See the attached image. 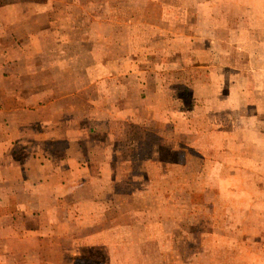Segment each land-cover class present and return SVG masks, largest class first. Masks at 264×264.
<instances>
[{"label":"crops","instance_id":"1","mask_svg":"<svg viewBox=\"0 0 264 264\" xmlns=\"http://www.w3.org/2000/svg\"><path fill=\"white\" fill-rule=\"evenodd\" d=\"M259 114L264 0H0V264H190L172 208L196 169L199 264H264L263 224L222 231L264 212Z\"/></svg>","mask_w":264,"mask_h":264},{"label":"rangeland","instance_id":"2","mask_svg":"<svg viewBox=\"0 0 264 264\" xmlns=\"http://www.w3.org/2000/svg\"><path fill=\"white\" fill-rule=\"evenodd\" d=\"M262 92V90H260ZM175 97H185L187 96L188 92H183V91H178L175 92ZM245 93V91H244ZM238 110V119L235 121V123H231V121H227L228 123V132L230 134H248L247 130V120H246V115L242 114L243 110L238 107L236 108ZM262 109L260 108V111ZM179 121L178 125L180 129H184V127H187L188 124L183 123V121ZM208 121V120H207ZM159 126L163 127V131H166V123L165 122H160L157 121ZM210 123L207 126L203 125V122H200V120H192L191 123V131H195L198 134H221V132L217 129V126L211 122V119L209 121ZM215 122V121H214ZM264 128V123H263V114L257 115L256 121H255V134H263L262 129ZM169 130V129H168ZM170 132V130H169ZM160 134H163L160 132ZM164 143L167 144L169 140L165 138H161L159 140V143ZM244 142V141H243ZM242 149L238 148L237 153L234 155L236 157V162H243L241 158H246V145H241ZM195 150V149H194ZM256 155L253 156L254 162H262L263 160V155L260 150H255ZM198 151L195 150V154H191L192 156V162L197 163L201 158L198 156ZM200 154V153H199ZM242 154V156H241ZM200 156H203L200 154ZM241 156V157H240ZM244 163V162H243ZM245 164V163H244ZM197 167V166H196ZM177 173V172H176ZM256 177L257 174H259V171L255 172ZM178 175L183 178H191V183L184 186L181 188L180 191H184L183 193H179V195L176 196V203L180 204L177 205L175 204V207L172 208L174 210L175 214V222H176V228L177 230L175 231L176 233V244L179 245L181 248L180 251L176 252V258L179 259L182 262H187V263H195L199 264L198 262V227H199V220H198V208L200 205L199 198L201 194H205V197H207V201L209 202V198H213L214 192V186H206V188H202L198 184V175L199 171L196 170H191L189 172L184 171V172H178ZM209 176V174H208ZM260 190L263 189L262 185L259 186ZM212 192V193H211ZM204 197V199H205ZM193 199L192 203H188V200ZM188 203V204H187ZM140 205V204H139ZM144 207L146 204H141ZM140 205V207H141ZM156 206V204H154ZM210 204H208L209 206ZM215 205V204H213ZM227 216H224L225 219H227L226 224L223 225V229L225 232H231L232 237H235L236 239H239V242L242 243L243 245H246V241L243 240V237L246 233V228L243 226L242 221L245 218V216L248 217V219L252 220L254 228H257L259 224H263L264 226V212H262V209L259 208H253L252 211L250 210H244V209H236V210H230L227 209ZM225 214V210L223 211V215ZM244 216V218H243ZM232 218V221L230 220ZM246 219V218H245ZM238 221V223H237ZM257 224V226H256ZM180 226V227H179ZM183 226V227H182ZM181 228L189 232L190 235L182 233ZM258 229V228H257ZM221 230V229H220ZM264 229L260 230L263 232ZM245 231V233H244ZM231 235V234H229ZM228 235V236H229ZM178 242V243H177ZM254 244V243H253ZM251 249L256 250L255 248L250 247ZM189 249V250H188ZM149 253V252H147ZM151 253V252H150ZM195 255V256H194Z\"/></svg>","mask_w":264,"mask_h":264}]
</instances>
